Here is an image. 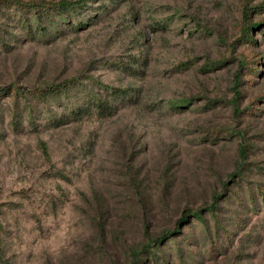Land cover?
<instances>
[{"label":"rangeland","instance_id":"1","mask_svg":"<svg viewBox=\"0 0 264 264\" xmlns=\"http://www.w3.org/2000/svg\"><path fill=\"white\" fill-rule=\"evenodd\" d=\"M158 259L264 264V0H0V264Z\"/></svg>","mask_w":264,"mask_h":264},{"label":"trees","instance_id":"2","mask_svg":"<svg viewBox=\"0 0 264 264\" xmlns=\"http://www.w3.org/2000/svg\"><path fill=\"white\" fill-rule=\"evenodd\" d=\"M79 5V4H78ZM77 4H75L74 2H66V3H62V4H60L58 7H56V8H63V9H67V10H69V9H72V8H74V7H77L78 6ZM42 7V4H36V5H34V6H32V8H33V10H38V9H40ZM54 92H56V90L54 91ZM107 104V105H106ZM100 108H101V110H105L106 112L107 111H109V110H111V106L110 105H108V102H106L105 103V105H100ZM212 209L214 208V205H212V207H211ZM194 217H196V218H198V219H200V220H202L203 219V215H202V213H201V211H197V213H196V216H194ZM204 220V219H203ZM205 221H203V223H204ZM154 256L156 255L155 253H152ZM153 258V257H152ZM162 263V260H161V262L159 261V259H158V261L155 263V264H161Z\"/></svg>","mask_w":264,"mask_h":264}]
</instances>
